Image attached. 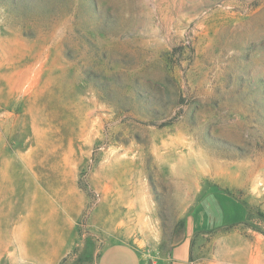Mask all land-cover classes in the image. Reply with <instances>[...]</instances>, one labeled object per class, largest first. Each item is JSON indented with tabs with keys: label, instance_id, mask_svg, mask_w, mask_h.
Segmentation results:
<instances>
[{
	"label": "rangeland",
	"instance_id": "1",
	"mask_svg": "<svg viewBox=\"0 0 264 264\" xmlns=\"http://www.w3.org/2000/svg\"><path fill=\"white\" fill-rule=\"evenodd\" d=\"M186 237L264 264V0H0V264Z\"/></svg>",
	"mask_w": 264,
	"mask_h": 264
},
{
	"label": "crops",
	"instance_id": "2",
	"mask_svg": "<svg viewBox=\"0 0 264 264\" xmlns=\"http://www.w3.org/2000/svg\"><path fill=\"white\" fill-rule=\"evenodd\" d=\"M205 212L198 213V218L192 221V230L195 232L214 226L213 221L204 218ZM192 237L184 238L169 254L170 264H192L191 261ZM98 264H143V258L138 250L126 243H111L104 248Z\"/></svg>",
	"mask_w": 264,
	"mask_h": 264
}]
</instances>
